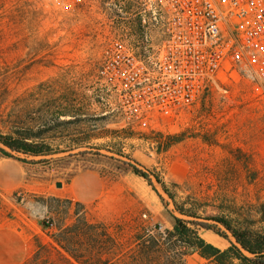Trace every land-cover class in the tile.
Returning <instances> with one entry per match:
<instances>
[{"label":"rangeland","instance_id":"1","mask_svg":"<svg viewBox=\"0 0 264 264\" xmlns=\"http://www.w3.org/2000/svg\"><path fill=\"white\" fill-rule=\"evenodd\" d=\"M137 7V0H88L70 8L0 0V122H9L12 112L34 119L45 130L41 138L62 151L0 156V217L23 226L20 262L36 249V235L52 241L56 226L74 222L75 214L127 216L133 224L172 229L174 205L159 180L204 218L264 214V80L229 74L160 129L132 126L99 70L116 29L135 32ZM58 106L81 112V120L64 115L59 121L65 122L46 131L47 112ZM4 124L0 130L8 132ZM199 232L221 248L234 241L219 224ZM188 260L205 262L196 253Z\"/></svg>","mask_w":264,"mask_h":264},{"label":"built area","instance_id":"2","mask_svg":"<svg viewBox=\"0 0 264 264\" xmlns=\"http://www.w3.org/2000/svg\"><path fill=\"white\" fill-rule=\"evenodd\" d=\"M87 1L50 0L61 8ZM137 1L135 32L122 22L99 70L132 126L160 129L229 74L264 80V0Z\"/></svg>","mask_w":264,"mask_h":264},{"label":"trees","instance_id":"3","mask_svg":"<svg viewBox=\"0 0 264 264\" xmlns=\"http://www.w3.org/2000/svg\"><path fill=\"white\" fill-rule=\"evenodd\" d=\"M70 113L71 110L59 106L55 111L47 112L46 131L52 129L53 125L48 126L51 123L57 126L65 122L59 121L64 115L75 117V122L81 120V112ZM11 116L6 124L0 122L9 129L8 132L0 130V156L21 160L24 158L17 155L46 157L62 152L52 150L41 138V132L45 130L40 129L34 119L22 121L17 112H12ZM82 147L83 142H77L76 148ZM133 169L148 177L135 166ZM159 182L171 200L168 205H174L172 229L162 231L159 226L151 227L142 221L133 224L127 216L108 219L99 214H75L74 222L63 221L56 226L57 230L50 234L52 241L46 242L36 235V249L19 264H190L188 258L193 253L205 259L203 264H264V230L257 228L264 223V214L204 218L186 208L176 192L161 180ZM218 224L234 238L226 248L209 242L199 232V227L215 229ZM44 225L50 227L53 223L44 222ZM220 231L221 228L216 230L222 235Z\"/></svg>","mask_w":264,"mask_h":264},{"label":"crops","instance_id":"4","mask_svg":"<svg viewBox=\"0 0 264 264\" xmlns=\"http://www.w3.org/2000/svg\"><path fill=\"white\" fill-rule=\"evenodd\" d=\"M101 214L112 213L101 212ZM4 239H7L8 242H4ZM0 240V255L3 256V259H0V264H19V251L23 248L26 241L23 226L20 225V222L18 220L11 221L8 217H0ZM10 243H13L12 247ZM20 244L23 246H20ZM203 260L205 261V259Z\"/></svg>","mask_w":264,"mask_h":264},{"label":"water","instance_id":"5","mask_svg":"<svg viewBox=\"0 0 264 264\" xmlns=\"http://www.w3.org/2000/svg\"><path fill=\"white\" fill-rule=\"evenodd\" d=\"M63 184L61 182L57 183V186L61 187Z\"/></svg>","mask_w":264,"mask_h":264}]
</instances>
